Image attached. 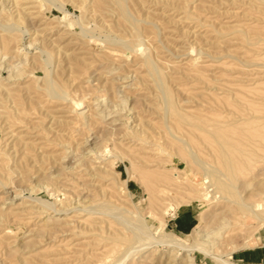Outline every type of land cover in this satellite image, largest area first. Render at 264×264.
Returning <instances> with one entry per match:
<instances>
[{
    "label": "rangeland",
    "instance_id": "374dc122",
    "mask_svg": "<svg viewBox=\"0 0 264 264\" xmlns=\"http://www.w3.org/2000/svg\"><path fill=\"white\" fill-rule=\"evenodd\" d=\"M122 1L0 0V264H119L152 235L124 264H176L161 236L223 221L217 253L264 264L239 206L264 192V1ZM220 145L233 195L208 199Z\"/></svg>",
    "mask_w": 264,
    "mask_h": 264
},
{
    "label": "bare ground",
    "instance_id": "6f19581e",
    "mask_svg": "<svg viewBox=\"0 0 264 264\" xmlns=\"http://www.w3.org/2000/svg\"><path fill=\"white\" fill-rule=\"evenodd\" d=\"M110 1V0H109ZM112 1V0H111ZM117 1V3H118V8H119V10H120V12H121V17H123L124 18V20H126V7H125V5H124V3H122V2H124V1H122V0H116ZM264 1V0H263ZM115 3V2H114ZM116 4V3H115ZM114 4V5H115ZM116 6V5H115ZM65 14H66V12H64ZM122 18V19H123ZM67 20V19H66ZM127 21V20H126ZM125 21V22H126ZM128 21H129V19H128ZM126 23H128V22H126ZM130 24V23H129ZM131 26H133L132 24H131ZM4 27V26H3ZM134 28V27H133ZM2 29V28H1ZM6 29V28H5ZM137 29V28H136ZM135 29V30H136ZM2 30H4V29H2ZM135 33H137L136 31H135ZM138 33H139V31H138ZM138 33L136 34V36L138 35ZM22 34V33H21ZM140 34V33H139ZM133 36H135L134 35V33H133ZM138 36H141V35H138ZM138 36H137V38H138ZM2 38V37H1ZM134 38V37H133ZM137 38H136V40H137ZM140 38V37H139ZM4 39V38H3ZM2 39V40H3ZM134 40V39H133ZM142 40V39H141ZM7 41L6 40V38H5V40H3V41H1L0 40V45H1V43H2V46H5L4 45V43ZM4 42V43H3ZM136 42V41H135ZM6 43H8V42H6ZM9 44V43H8ZM106 44V43H105ZM141 44H142V41H141ZM24 45V44H23ZM135 45V44H134ZM137 45V44H136ZM135 45V47H139L140 46V44H138L137 46ZM142 46V45H141ZM1 47V46H0ZM25 47V46H24ZM137 48H135V49H137ZM142 48V47H141ZM129 49H132V48H129ZM134 50V49H133ZM137 50H139V49H137ZM130 51H132V50H130ZM135 51V50H134ZM138 53V52H137ZM3 58V57H2ZM44 60V59H43ZM145 60V59H144ZM26 62V61H25ZM44 63V62H43ZM10 64V63H9ZM153 65V64H152ZM155 66V65H154ZM9 67V66H8ZM152 67V66H151ZM10 69V68H9ZM15 71V70H14ZM154 71V70H153ZM152 71V72H153ZM11 72V71H10ZM159 72V71H158ZM157 72V73H158ZM154 73H155V71H154ZM13 75V71H12V73L10 74V76H8V77H13L12 76ZM157 75V74H156ZM159 75H160V73H159ZM14 78V77H13ZM157 78V77H156ZM153 79V78H152ZM161 79V78H160ZM160 82V81H159ZM160 84V83H159ZM48 88H50L49 87V85L47 86ZM51 89V88H50ZM54 89H51V92L52 93H54ZM49 93V92H48ZM62 93V92H61ZM124 108V107H123ZM128 108V107H127ZM104 111V110H103ZM130 111H132L131 109H130ZM128 113V112H127ZM109 115H111V114H109ZM109 115H105V116H102V117H99L100 119H105V118H107V116H109ZM120 116V115H119ZM119 119V118H118ZM116 121H119V120H113L111 123H114V122H116ZM117 123V122H116ZM109 127V126H108ZM198 128L201 130V129H203L201 126H198ZM114 131V130H113ZM114 133V132H113ZM143 135H141V134H135V135H133L132 134V136H133V139H136V140H139V141H142V142H144V143H146L145 141L147 140V138H149V136H146L147 134H145V133H142ZM125 136H127V134L125 135ZM129 136H131V135H129ZM150 140H151V137H150ZM151 141H153V140H151ZM148 144H150V141H149V143ZM220 149H221V153L223 154V156H224V162H223V164H224V168L226 169V172H227V174H228V176H229V178L226 176H224V175H221L220 173H218V172H212V174H213V180L210 182L211 184L209 185V186H207L206 184L207 183H209V181L207 182V181H204L203 180V182H201L200 183V185H202L204 188V191H205V193H204V195L206 196V197H209L208 199H210V197H211V199H219V196L217 197V194H220V193H224V194H229V195H233V193H232V189L234 188L233 186H232V181H235V176H234V173H233V169H232V166H233V164H232V162H231V160H230V156L228 155V153H227V149H226V146H224V145H220ZM218 151H220V150H218ZM88 153H90V152H88ZM119 158V157H118ZM196 157H194L193 155H191V159H195ZM121 159V158H120ZM179 173V172H178ZM208 174V173H207ZM211 174V173H210ZM179 175V174H178ZM175 176H176V174H175ZM223 176H224V179H223ZM212 178V177H211ZM179 179V178H178ZM174 180V179H173ZM177 180V179H176ZM180 180V179H179ZM186 181V180H185ZM174 182V181H173ZM178 182V181H177ZM180 182H182V181H180ZM176 183V182H175ZM179 183V182H178ZM177 183V184H178ZM180 184H184V183H180ZM175 185V184H174ZM185 185V184H184ZM192 185V184H191ZM179 186V185H178ZM177 186V187H178ZM191 187H193V185L191 186ZM174 188V187H173ZM181 188V187H180ZM179 188V189H180ZM183 188V187H182ZM202 188V187H201ZM176 189V188H175ZM178 189V190H179ZM181 190V189H180ZM184 191V190H183ZM264 192H259V193H255V195H261L262 196V198L261 199H259V200H255L253 203H251V204H246L245 202H244V200H242V199H240V203H239V206H240V209L242 210V212H243V214H244V216L246 217H248V218H250L251 220H253V221H255V222H257L259 225H261V227L262 226H264V197H263V194ZM14 194V193H13ZM15 195V197L17 198L18 196H20V194H14ZM240 198V197H239ZM15 199V198H14ZM37 201V200H36ZM42 201V200H41ZM41 201H37V203H38V205H37V208L36 207H33V208H35V209H37V210H44V209H48V210H53V208L50 206V207H48L47 205H45L43 202H41ZM55 210V209H54ZM175 210H176V207L175 206H173V205H170V206H168L167 208H166V210H165V212H164V214L165 215H171V216H174V212H175ZM45 213V212H44ZM129 214V213H128ZM137 219V218H136ZM138 220V219H137ZM142 220H144V219H142ZM202 221H203V219H202ZM138 223H140L141 224V229H142V231H145V232H147V233H149V228H147L146 227V225L141 221H138ZM137 225H139V224H137ZM229 226V224L228 223H226V221H223V222H221L217 227H215V228H213V229H211L210 231H208V232H205L202 228H196L195 230H194V233H193V237H194V239H195V242L194 243H192V244H189V243H187V242H185V241H183V240H181V239H176V238H174V237H171V236H161L159 239V241L158 240H156V241H158V243H160L161 245H163V246H165L166 248H169L170 250H172V251H182V252H184V254H186V256L184 257V259L183 260H181V262L179 263V262H176V264L177 263H179V264H195V262H194V259L191 257V253H199V254H201V255H203L204 257H207V258H210V259H212L213 260V262L215 263V264H237V263H235V262H233V260L232 259H225L223 256H221V255H219L218 253H217V251H216V249H217V246L220 244L219 242H220V240H222L223 239V237L225 236H223V234H224V231L227 229V227ZM133 227V226H132ZM140 228V227H139ZM140 229V230H141ZM225 233H226V231H225ZM134 235V234H133ZM134 237H135V235H134ZM138 237V236H137ZM149 237V236H148ZM139 238V237H138ZM149 239H151L152 240V243H155V241H153V240H155V237L152 235V236H150L149 237ZM137 240H139V239H137ZM140 241V240H139ZM144 241V240H143ZM143 241H141V242H143ZM141 242H139V243H141ZM146 243H144V245L142 244V245H139V246H137L136 248H135V250L133 249L134 248V246H133V250L131 249V251L125 256V257H123V260H121V262L119 263V264H124L126 261H127V259L129 258V257H131V256H136L137 254H139L140 252H142L144 249H146L148 246H150L152 243H150V241H145ZM157 243V242H156ZM253 245V244H252ZM132 247V246H131ZM250 247V237H248V238H246V242H245V244H244V246H242L241 248H238V249H235L236 251L237 250H241V249H245V248H249ZM236 248V247H235ZM234 250V251H235ZM171 264V263H170Z\"/></svg>",
    "mask_w": 264,
    "mask_h": 264
},
{
    "label": "crops",
    "instance_id": "0c3cea01",
    "mask_svg": "<svg viewBox=\"0 0 264 264\" xmlns=\"http://www.w3.org/2000/svg\"><path fill=\"white\" fill-rule=\"evenodd\" d=\"M236 253H237V252H236ZM239 261H243V260L240 259Z\"/></svg>",
    "mask_w": 264,
    "mask_h": 264
}]
</instances>
